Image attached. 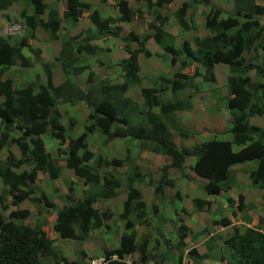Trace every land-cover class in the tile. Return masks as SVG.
<instances>
[{
    "label": "trees",
    "instance_id": "16d2710c",
    "mask_svg": "<svg viewBox=\"0 0 264 264\" xmlns=\"http://www.w3.org/2000/svg\"><path fill=\"white\" fill-rule=\"evenodd\" d=\"M45 1L0 0V9L16 2L28 5L18 11L23 19L26 38H33L36 28H42L50 40L61 37L57 59L63 76L61 83L54 84L49 63L41 62L39 56L29 60L23 54L21 44L9 43L8 38L0 36V76L16 60L23 66L39 63L43 74L42 82L31 81L19 88H14L10 79L0 80V154L11 143L20 151L17 160L9 153L8 159L11 160L3 163L0 159V181L8 187L7 192L13 197V204L28 196L33 204H43L47 211L53 209L56 214L53 223L55 236L47 235L37 222L33 226L26 224L24 220L29 216L28 209L14 208L7 216L0 212V264H45L46 256H58L54 245L58 238L81 240L92 229L105 225V220L115 210L98 211L93 207V202L98 197H118L116 189L120 188H125V199L121 202L122 209L118 218L124 222L126 231L120 235L116 247L103 250L105 257L113 254L118 256V259L110 260L107 264H127L123 258L135 252L141 255L142 262L146 258L173 260L168 250L161 251L158 259L156 252L146 251L152 233L150 228L143 233L137 232L136 226L148 223L146 209L149 208L153 214L156 212L154 203L147 206L138 186L152 188L153 199L158 197L164 201L161 203L163 206L170 204L174 214L183 213L184 206L178 202L179 199L172 202L164 192L166 186H173L168 172L170 167L178 169L182 178L188 177L185 159L189 155L196 157L190 167L192 171L208 180L202 186L207 196H217L222 190L227 191L232 187L231 168L238 164H249V186L264 190V129L249 121L255 115H264V55L258 51L264 49V24L257 19L259 14L264 15V4L257 0H226L231 1L232 11L224 16L223 8L212 6L210 0H184L175 12L181 29L187 30L193 26L190 10L202 4L209 6L203 22L209 35H195L190 44L184 41L176 50H167L171 63L183 56L179 61L180 67L169 75L160 76L153 87H142L144 101L138 103L126 96L125 92L128 87L141 81L138 75V54L143 52L145 56L151 55L145 46L146 41L153 39L164 47L168 43L166 40H170L173 35L165 28L166 18L157 10L170 5L173 0H134L142 3L144 10L134 9L127 0H112L119 17L103 16L98 9H92L88 2L82 0H64L65 8L60 15L55 3L49 7ZM147 11L152 14L148 24L150 30L142 37L134 31L123 36L126 42L137 43V47L131 48L128 45L127 56L119 60L122 75H117L122 78L121 84L110 81L107 76L95 75L89 64L82 65L76 55H97L101 49L91 44L92 39L111 32L112 27L121 30V26H113L116 21L130 22L136 17L141 18ZM84 12H89L93 28L87 30L84 40L76 42L75 37L62 32L63 22L75 25ZM6 16L9 18L8 14ZM189 21L190 24H187ZM27 48L36 54L40 53V48L35 50L28 42ZM249 52L253 54L246 55ZM217 63L228 66L224 99L230 118L223 130V135L227 137L219 138L216 134L185 148L180 145V140L190 139L193 132L178 121L177 112L192 107L190 99L195 93L186 95L183 90L188 87L191 89L189 93L196 92L198 86L194 79L198 76L205 82L215 83ZM192 66L194 68L191 72ZM86 68L89 71L82 85L76 77ZM250 72L254 73L256 79L249 75ZM163 91H168L170 97L157 95ZM59 99L68 102L74 99L73 105L83 101L90 109L82 131L75 138L68 139L66 149L57 148V153L63 155L60 159L46 150L42 139L43 134L49 133L51 138L62 145L67 140V132L76 124V120L70 118L67 126L63 125ZM18 129L20 134H15L14 130ZM172 129L180 136L178 144L172 138ZM95 131L104 136V143L112 139L122 140L127 146L125 155L109 158L88 150L85 141ZM129 141L135 142L139 149L144 147L143 151L149 150L170 158L169 164L161 166L157 180H152L143 171L136 159L145 153H133ZM67 151L68 154H65ZM28 161L34 163L27 166L25 163ZM64 167L72 170L74 178L68 182V192L65 194L67 201L58 207L45 193L36 194L34 184L38 170L57 179L61 177ZM109 167L113 168L110 171L104 170ZM117 167L122 170H116ZM14 169H20V172ZM99 169L105 171L103 175H100ZM76 178L89 185L88 189L77 185L80 189L77 196L74 190V184L78 183ZM228 200L231 201L230 198ZM193 202L197 208L209 203L201 198H194ZM237 208L240 211L245 208L242 195L238 197ZM132 215L138 220L132 221ZM244 218L250 223V216L244 214ZM217 221L222 226L230 223L226 217L214 220V223ZM176 222L177 246L182 249L190 229L182 215L177 217ZM201 231L205 232L206 229L199 233ZM223 246L219 256L221 264H264V216H259L254 226H233L232 233L223 239ZM187 253L189 263L200 262L207 257L206 253H199L194 246ZM182 258L183 253H178L175 264H181Z\"/></svg>",
    "mask_w": 264,
    "mask_h": 264
},
{
    "label": "rangeland",
    "instance_id": "374dc122",
    "mask_svg": "<svg viewBox=\"0 0 264 264\" xmlns=\"http://www.w3.org/2000/svg\"><path fill=\"white\" fill-rule=\"evenodd\" d=\"M47 3L51 2L50 4H56V7L60 11L64 9V1L63 0H46ZM83 2H88L91 6V8L98 9L103 16H112V17H119L120 14L117 11V7L114 5V1L107 0V1H101V0H82ZM184 0H174L170 5L163 7L161 9H157L161 12V15L165 17V28L169 32H171L173 35L171 36L170 40H166L167 46L162 47L161 45L157 44L153 39H149L146 41L145 46L146 48L151 52L150 56H145L143 52H140L138 54V64H139V70L138 75L141 78V81L138 84L132 85L127 88L125 95L133 99L134 101L141 103L144 101V95L141 92L142 87H153L156 82L160 80V76L169 75L172 72L176 71L180 67V59L183 56L177 57L175 59L176 61L171 63V56L167 53V50H176L175 48H179L184 41H188L189 44L192 42V37L197 35L198 37H204L209 34L208 30L204 27V13L208 11L209 6H203L202 4H199L195 8L191 9L190 12H192L191 15V21L193 23V26H189L187 30H182L179 26V23L175 17L176 10L181 6V3ZM130 5L134 8H140L144 10V5L142 3H138L134 0H129ZM258 3L264 4V0H257ZM210 3L212 6L221 7V8H227L228 10H225L226 12L223 14L224 16L228 15L227 13L232 10V3L231 1L226 0H210ZM210 5V6H211ZM26 7L23 3L16 2L10 7H6L5 9L0 10V36H3L5 39L8 38L9 43H16L21 44L23 46V52L27 55L29 60L34 59L35 56H39L41 61H44V63H49L51 65L52 70V76L54 84H59L63 80L62 71L60 70V62L57 59L58 51L61 44V37L58 39L50 40L47 33L42 28H36L35 29V35L33 38L29 39L26 38L25 28L24 25L21 24V18L19 16V10L21 8ZM230 9V10H229ZM156 10V11H157ZM193 10V11H192ZM15 13H14V12ZM143 13L141 18H134V20L130 22H122V21H116L113 26H121V30H115V28L112 27V32H116L117 34L107 35L106 33L103 34L107 35L106 38L99 40H95V42H99L103 47V49L100 50V52L97 54V56L94 57H82L79 59L81 63L84 61L89 62L90 68L93 70L95 75L98 76H107L109 77L113 82L122 83V78H120V75H117L121 73L122 71L119 66V60L124 58V56H127L126 48L129 45L131 48H136L137 43L135 42H126L123 39V36H125L129 31H134L139 35V37L144 36L150 29L148 28L149 21L152 17V14L147 11ZM89 12H84L82 14V17L80 18V21L78 22V25L76 27L70 28V26L67 24V21L63 22L64 29H62V32H67L68 35H76L78 40H81L84 34H78L79 32H84L85 29H88L89 26H91V22L88 17ZM6 14L9 15V18H7ZM189 14V11H188ZM260 15V14H259ZM257 16L261 17L262 24H264V16ZM19 21V22H17ZM191 23V24H192ZM190 24V21L187 23ZM68 27V29L66 28ZM188 26V25H187ZM193 27V28H192ZM30 37V36H29ZM30 42L29 44H32L35 48H40V53L36 54L34 51H31L27 48V42ZM31 45V46H32ZM106 47V48H105ZM260 52L264 54V50L262 51L260 49ZM251 52L247 53L250 54ZM246 54V55H247ZM43 55V56H42ZM217 67V79L215 83H208L203 81L200 76L196 77L194 79V82H196L198 86V90L196 92L192 91L191 93L188 87H186L183 90V94H194L193 97L190 99L192 102V107L187 111H179L177 113L178 121L183 123L184 126H186L189 130L193 132V135L190 139H182L180 140L179 134L175 130H171L172 138L174 139V142L176 144L179 143V140L181 142L180 145L182 146H189L191 144H195L196 142H200L204 139H209L213 137L214 135L218 134L217 137L224 138L227 137V135H223V130L227 126V122L230 118V112L226 108L225 99H224V89H225V77L227 74V71L225 69H222L221 64H216ZM193 66L190 68V71L192 72ZM87 74V70L83 71L82 75L78 78L79 82L84 85V77ZM7 75L13 79V85L15 88H19L24 86L28 81H39L42 82V68L41 66L35 63H32L30 66H22L16 64L14 69H10L7 72ZM4 78V77H3ZM160 97H170L168 91L159 92L157 94ZM59 99L58 101V107L60 111L63 113L62 116V123L64 126H67L68 120L70 118H74L76 120V124L73 127L71 131L67 132V140L75 138L83 128V125L87 121V116L90 111L89 107L85 105V103L82 101H79V103L75 106H72V104L68 103L66 100ZM223 119H226V123ZM251 124L258 125L264 128V116H253L249 119ZM226 125V126H225ZM20 131L18 129L14 130L15 134H18ZM20 134V133H19ZM101 136V135H100ZM98 136L92 135L90 136V144L89 146L92 147V149H95V153L97 154H104L106 156H117V157H123L125 154V149L123 148L122 141L118 139H112L107 144L103 143L104 136ZM42 139L45 141L46 149L50 151V153L58 159H60L63 155L57 153V147H59V144L57 141L53 140V138L50 137L49 133L43 134ZM101 142V143H99ZM128 144L131 148H133V153L138 154L139 152H142L145 148L142 147L139 149L135 142L129 141ZM61 147V146H60ZM59 147V148H60ZM236 148V146H234ZM67 148V142L64 146H62V150ZM234 148V150H236ZM15 160L20 157V153L15 145H9L7 144L5 149L0 154V159L3 163L7 162L9 154ZM142 153H145L144 155L140 157V159H136L140 162V166L142 167L143 171L146 174H149L152 178V180H157L160 176V168L164 164H168L169 158L162 154H157L154 156L153 152L151 151H143ZM148 153V154H147ZM68 154V151L67 153ZM140 154V153H139ZM147 154V155H146ZM194 160V158H187L186 163L189 164V161ZM137 161V162H138ZM253 163L254 162H249ZM29 166V165H27ZM249 168L248 165L239 164L234 165L231 169V174H237L236 181L233 180L234 190L227 191L228 193H224V196L221 198H216L212 204H203L201 208H197L189 198L180 197L182 196L183 192L175 191L174 188L166 187V193L170 194V200L173 202H176V199L184 200V203H181L186 208H190L191 213H187L184 207L183 213H176L174 216H171V219L169 217L164 216V214L167 215L166 211L159 210L158 205L161 206V203H165L164 201L160 200L158 197H156V212L155 214L150 212V209L147 208L146 212L148 213V223L143 225H138L137 232L143 233L146 230L150 228V231L152 233L150 234V243L148 250H151L153 252H156L157 256L156 259L159 258V253L161 251H170V255L175 257L177 256V253H180L177 251L179 248L177 246V240H176V233H177V217L182 215L184 220H190V224H188L192 229L191 232H188L187 238L184 241V245L182 247V252H186L188 248H191L193 245H197V251L199 253H206L208 254L206 258H203L200 262L198 261H192L189 263L188 261V255H185L184 261H182L184 264H221L219 262L220 254H221V248H223V239L229 234L232 230L228 229L229 231L222 230L217 231V227L214 223V220L219 218L224 214V211L227 209L228 212L231 213V211H235L236 214L239 210L236 209L237 202H233L230 205L224 204V199L227 196H231L234 193H237V190L240 189V184L242 183V189L243 190H251L248 184V181L246 179L247 176V170ZM107 170H109L107 168ZM122 170V168H121ZM169 176L173 177V180L175 181L176 185L179 189H181V184L185 183L186 180H184L180 173L175 168H170ZM37 180L34 184L36 194L45 193V195L51 200L56 206L61 207L67 200L65 198L66 192H68V182L71 180V178H74L71 171H67L66 169L61 172V177L57 179H52L48 176L47 173L43 172H37ZM234 177V176H233ZM77 182L81 181L78 178H76ZM183 180V181H182ZM180 182V183H179ZM124 188L118 189L120 192L118 197L116 198V202L112 205L110 204H101L100 208L102 210L109 209L110 208L114 211L113 216L110 220L105 221L107 225H109L107 228L106 226H102L100 228L94 229L89 237L86 239H61L58 238L54 242V245L58 249L55 251L57 252L59 249L66 252L67 254L74 255V250L83 249L85 250L89 255L93 257H99L102 256V251L107 248L110 249L112 247L117 246V240L119 236L126 231L124 228V222L118 218V214L121 211V202L123 198V194L121 193ZM198 189V188H197ZM74 190L77 193H79V189L77 187V183L74 184ZM16 192V191H15ZM176 192H178L176 194ZM197 196L204 197L205 192L203 188H200L199 190L194 191ZM252 194V202L248 203L250 206L253 202L261 199H264V196H261V194H264V190L260 189H253L250 191ZM0 197L2 201L0 202V212L7 216L8 212L14 208H25L29 210V216L24 220L26 224H29L31 226L35 225L36 222L41 224L42 230L46 232L47 235L55 236V233L53 232V223L56 217V214L53 209L49 208L47 211L45 209V206L43 204H33L29 197H24L20 202L17 204H13L12 200L13 197L10 196L7 192V190L3 187V184L0 181ZM237 199V196L236 198ZM263 201V200H262ZM154 203V204H155ZM167 204V203H166ZM259 206L262 205L263 208H258V212H262L264 216V201L263 204H258ZM257 205V206H258ZM99 207V205H96ZM244 211L243 214H246V212L253 216L254 221L258 219L260 216L256 211H254V207H250L247 205H244ZM168 208L170 213H172V207L170 204H167L165 206ZM152 211V210H151ZM229 214V213H227ZM242 214V215H243ZM132 221H137L138 219L136 216L132 215L131 217ZM215 218V219H214ZM236 219V218H235ZM199 221V222H195ZM176 224V227H175ZM199 225V226H198ZM250 225H253L250 223ZM249 225V226H250ZM202 226L205 227V232L197 231L199 228L202 230ZM246 225H242L241 228ZM195 230V231H194ZM215 232V233H213ZM210 233H213L214 235H209ZM211 236V237H208ZM158 242H156V240ZM181 250V248H180ZM223 250V249H222ZM175 251V253H173ZM61 252V251H59ZM58 253V252H57ZM62 253V252H61ZM53 257L50 258V260L46 259V264H54L53 263ZM139 259V253L135 252L131 254L128 257V260L131 262H134L135 260ZM159 260V259H158ZM174 264L171 263V260L169 261H159L158 264ZM56 264V263H55ZM60 264H63L61 261ZM150 264V263H148Z\"/></svg>",
    "mask_w": 264,
    "mask_h": 264
},
{
    "label": "clouds",
    "instance_id": "9594fccd",
    "mask_svg": "<svg viewBox=\"0 0 264 264\" xmlns=\"http://www.w3.org/2000/svg\"><path fill=\"white\" fill-rule=\"evenodd\" d=\"M64 1V0H63ZM128 2H129V0H127ZM174 1V0H173ZM46 2V4H47V6H51V2H48L47 3V1H45ZM129 4H130V2H129ZM28 5H26V7H27ZM31 6V8H32V5H30ZM64 8H65V1H64ZM22 9V8H21ZM223 9H225V10H228L227 8H223ZM0 10H2V9H0ZM64 10V9H63ZM62 10V11H63ZM225 10H223V12L225 13L226 11ZM62 11H60L59 10V12H60V15H61V13H62ZM232 11V10H231ZM231 11L229 12V13H227V14H230L231 13ZM101 13V12H100ZM21 18V17H20ZM257 19L259 20V23H263L262 22V20L260 19V17H257ZM80 20H78L77 22H76V24L75 25H71L72 27H76L77 25H78V22H79ZM17 22H19V21H17ZM21 24H23V19L21 18ZM68 24V23H67ZM69 26H70V24H68ZM70 26V28H72ZM66 28L68 29V27L66 26ZM92 29L93 28V23L91 22V26H89L88 27V29ZM64 29V28H63ZM88 29H85L84 30V32H79L78 34H84L85 36H86V32H87V30ZM68 34V33H67ZM107 35L109 34V35H112V36H114V33L111 31V32H108V33H106ZM107 35H104L103 36V34H101V35H99L97 38H94V39H92L90 42H91V44H94V45H97V46H99L101 49H103L102 47V45L99 43V42H95V40H99L98 38H100V40L101 39H104V38H106L107 37ZM209 35V34H208ZM69 36H72V37H75V41L76 42H80V41H82V40H84V36H83V38L81 39V40H78V38L76 37L77 36V34L76 35H69ZM3 37V36H2ZM30 42L28 41V44H29ZM32 45V44H31ZM61 45V44H60ZM32 47H35V46H33L32 45ZM106 48V47H105ZM36 49H38V48H35V50ZM100 49V50H101ZM261 50H262V48H260ZM260 49L258 50L259 51V54L260 55H264V54H262L261 52H260ZM60 50V49H59ZM100 50L98 51V53L100 52ZM24 51V50H23ZM59 52V51H58ZM34 53H36L35 51H34ZM127 53V52H126ZM23 54L25 55V53L23 52ZM39 54V53H38ZM251 55L253 54L252 52L250 53ZM248 55V54H247ZM26 57H27V55H25ZM79 59H81L82 57H85V58H88V57H94V56H97V55H84V54H80V55H76ZM124 57H126V56H124ZM41 62H44V61H41ZM19 63V65H22L21 63H20V61L19 60H16V62L12 65V67H10L9 69H7L1 76H0V80L1 81H3V80H5V79H10L11 81H12V85H13V79L11 78V77H5V78H3V76H4V74L6 73V72H8V70H10V69H14V67L16 66V64H18ZM83 64H89V62H87V61H84L83 63H82V65ZM119 64V63H118ZM217 64H220V63H217ZM222 64H225V63H222ZM216 65V64H215ZM226 65V64H225ZM23 66V65H22ZM90 66V65H89ZM227 66V65H226ZM228 67V66H227ZM50 68H52V67H50ZM60 68V70H61V67H59ZM86 70H87V72L89 71V69L88 68H86ZM90 70H92L91 68H90ZM93 71V70H92ZM51 72H52V70H51ZM82 73H83V71H82ZM82 73H78V75H77V80L79 81V77L82 75ZM53 74V73H52ZM95 74V73H94ZM118 74V73H117ZM215 74H216V72H215ZM227 74H228V72H227ZM227 74H226V76H227ZM249 75L251 76V77H253V78H255V75H254V73L253 72H250L249 73ZM86 76V75H85ZM53 77V76H52ZM99 77H101V76H99ZM216 79H217V76H216ZM256 79V78H255ZM53 80V79H52ZM32 81H34V80H32ZM84 81H85V77H84ZM225 81H226V77H225ZM29 82H31V81H28L27 83H29ZM54 82V81H53ZM113 82V81H112ZM26 83V84H27ZM80 83V82H79ZM211 84V83H210ZM13 87H14V85H13ZM15 88V87H14ZM224 91H225V95H226V86H225V89H224ZM73 101H75L74 99H71V100H69V102H73ZM82 102V101H81ZM77 104L79 103V101L78 102H76ZM86 105V104H85ZM87 106V105H86ZM88 107V106H87ZM179 112V111H178ZM177 112V113H178ZM230 116V115H229ZM183 124V123H182ZM98 135V136H100V134H98L96 131L95 132H93V133H91V134H89L88 136H87V139H86V148L88 149V150H91L93 153H95L94 151H95V149H92V147H90L89 146V144H90V136H92V135ZM102 136V135H101ZM100 136V137H101ZM104 139V138H103ZM54 140V139H53ZM118 140H120V139H118ZM205 140V139H204ZM120 141H122V140H120ZM45 142V141H44ZM66 142L68 143V140H66L62 145H59V147L60 148H62V146H64L65 144H66ZM123 142V141H122ZM99 143H101V142H99ZM104 143V142H103ZM108 142H105L104 144H107ZM9 145H15V144H13V143H11V144H9ZM16 146V145H15ZM193 146V144H191V145H189V146H183V147H185V148H189V147H192ZM16 148L18 149V151H19V148L16 146ZM45 148H47L46 147V145H45ZM58 148V147H57ZM123 148L125 149V150H127V146H126V144L125 143H123ZM4 149H5V147H4ZM4 149H2V151L4 150ZM48 152H50L48 149H46ZM2 151H1V153H2ZM19 153H20V151H19ZM96 155H101V156H103L104 154H97V153H95ZM148 154V153H147ZM146 154V155H147ZM52 155V154H51ZM154 156H156L157 154H153ZM53 156V155H52ZM106 156V155H105ZM107 157H109V158H114V157H117V156H107ZM121 157V156H120ZM168 157V156H167ZM194 158V160H190L189 161V164H187L186 163V159L187 158ZM18 158H20V157H18ZM169 158V157H168ZM186 159H185V172L188 174V177L187 178H183L184 180H186L185 182L186 183H193L195 186H196V192H197V190H199V186L197 187V181L195 182V180L192 178V176H193V174H196V173H194V171H192V169L190 168L191 167V165L194 163V161L196 160V157L195 156H192V155H189V156H186ZM169 160H170V158H169ZM34 162L33 161H28V162H26L25 164H27V165H32ZM170 163V161H168V164ZM25 164H23V165H25ZM239 165V164H238ZM26 167V166H25ZM113 167H109L108 169H109V171L112 169ZM170 168H174V167H170ZM169 168V169H170ZM64 169H67L66 167H64ZM116 170H120L121 169V167H117V168H115ZM168 169V172L170 173V170ZM176 169V168H175ZM232 169V168H231ZM100 170V175H103V173L105 172V171H103V170H101V169H99ZM104 170H107V168H104ZM179 173H180V171L178 170V169H176ZM71 172H72V170H70ZM108 171V170H107ZM37 172H43V173H46V172H44V171H37ZM36 172V173H37ZM72 174H73V172H72ZM197 175V174H196ZM232 175V178H233V180H234V175L233 174H231ZM37 176H39V175H36V178H35V180H37ZM49 176V175H48ZM73 176H74V174H73ZM180 176H181V174H180ZM170 177V176H169ZM171 178V180L173 181V186H166V187H171V188H175L174 187V184L176 185V183H175V181L173 180V177H170ZM203 178V180L205 181L204 183H203V185L208 181L206 178H204V177H202ZM79 179V178H78ZM246 179H248V177L246 176ZM79 180H81V181H79L78 183H77V185L78 186H81V188H83V189H88L89 188V185L88 184H86V183H84V180H82V179H79ZM183 181V180H182ZM2 183V182H1ZM180 183V182H179ZM231 184H232V187H230V189L229 190H227V191H230V190H232V188H233V190H234V186L235 185H233V183L231 182ZM166 187H165V189H166ZM240 187V186H239ZM250 187V186H249ZM198 188V189H197ZM202 188V187H201ZM250 188H252V187H250ZM79 189V188H78ZM144 189H148V188H144ZM255 189V188H254ZM80 190V189H79ZM125 188L123 189V191L121 192L122 194H123V192H124V194L122 195L123 196V198H122V202H123V200L125 199ZM150 190H151V188H150ZM175 191H178V190H175ZM227 191H225V190H222L220 193H219V195H217V196H214V197H210V196H207L206 195V197H207V199H203L202 197H196V198H201V199H203V200H205V201H208L209 203H206V205L207 204H212L213 203V201L216 199V198H221L222 196H224V193H228ZM235 191V190H234ZM116 192H118L117 193V195H119V191H118V189H116ZM178 192H176V194H177ZM242 194H241V192L240 191H238L237 190V193L235 194H233V195H229V196H227L225 199H224V204H227V205H230V204H232L233 202H237V205H238V197L239 196H241ZM236 196H237V199H235L236 198ZM242 197H243V199H245V197L242 195ZM117 198V197H116ZM116 198L115 197H113V198H107V199H105V198H100V197H98L97 198V200L96 201H94L93 202V207L95 208V209H97L98 211H109V209H105V210H102L101 208H100V205L102 204H107V203H111L112 201V205L116 202ZM228 198H230L231 199V201H229L228 200ZM153 199V198H152ZM194 199V198H193ZM193 199L191 200L192 202H193ZM155 201H156V199H154ZM151 203V202H150ZM152 203H155L154 201H152ZM230 203V204H229ZM96 205H99V207L98 206H96ZM244 205H246V203L244 202V200H243V206ZM155 206H156V204H155ZM157 207V206H156ZM155 207V208H156ZM245 207V206H244ZM236 209L238 210V208H237V206H236ZM110 210L112 211V209L110 208ZM114 210V209H113ZM160 210V209H159ZM173 211H174V209H172V213H170V211H169V213L166 215V214H164V216H165V218L166 217H169V219H171V216H168L169 214L170 215H172V216H174V213H173ZM226 211V213L224 212V214H226V215H229V216H231L232 218H234V217H236L237 215H239L240 213L241 214H243V212H245L244 211V209L243 210H239L238 212H237V214H236V212L233 214V210L231 211V213L230 212H228V210L226 209L225 210ZM227 213H229V214H227ZM226 215H222V216H220L219 218H217L216 220H220L221 218H224V217H226L228 220H229V218L226 216ZM112 216H113V213H112V215H110V217H109V219H107V220H110L111 218H112ZM215 219V218H214ZM107 220H105V221H107ZM184 222H185V220H184ZM229 222H230V220H229ZM104 224L105 225H103V226H106L107 224H106V222H104ZM230 224V223H229ZM228 224V225H229ZM216 226H218L217 228H220V226L219 225H221L222 226V224L221 223H219L218 221H217V223L215 224ZM242 225H246V226H249L250 225V223H248V222H243V224ZM241 225V226H242ZM227 226V225H226ZM233 226H237V227H241V226H238V225H232L231 226V230L233 231ZM250 226H253V225H250ZM97 228H100V227H97ZM97 228H95V229H97ZM216 228V229H217ZM94 229H92L91 231H89L87 234H86V236L84 237V238H82V239H87L89 236L88 235H90V233L93 231ZM222 230H224V229H221L220 231H222ZM147 231V230H146ZM232 231L229 233V234H227V236L228 235H230L231 233H232ZM213 233H215V232H213ZM213 233H210L209 235H211V236H213L214 234ZM208 235V237H211V236H209ZM226 236V237H227ZM120 237V236H119ZM62 239V238H61ZM118 240H119V238H118ZM118 240H117V245H118ZM156 240V242H158V240L157 239H155ZM194 247H198L197 245H193ZM148 247H149V245H148ZM148 247H147V249H146V251L148 250ZM55 249L57 250L58 249V246L56 247L55 246ZM105 249H107V248H105ZM190 248H188L187 249V251L189 250ZM59 251H61V252H59ZM83 251V252H82ZM177 251L178 252H182V249L180 250V248H178L177 249ZM187 251L184 253V252H182L183 253V258H182V261H184V258H185V255L186 254H188L187 253ZM58 252V253H57ZM56 253L58 254V256H46V259H48V260H50V258L51 257H53L54 259H53V263L55 264H60V262L62 261L63 262V264H107L110 260H114V259H118V256L117 255H115V254H113V255H111V256H109V257H105V255L103 254V251H102V256H99V257H93V256H91V255H89L85 250H83V249H78V250H74V252H75V254L74 255H71V254H67L66 252H64V251H62L61 249H59L58 251H57ZM173 253H175V251L173 252ZM133 254V253H132ZM170 254V253H169ZM178 254V253H177ZM131 254H129V255H127L125 258H123L124 259V261L127 263V264H148V263H150V264H158V260H155V259H151V258H146V260H145V262H142L141 261V255L139 254V259L138 260H135L134 262H131L130 260H128V257L130 256ZM208 255V254H207ZM171 256H173V255H171ZM45 257V256H44ZM173 258H174V256H173ZM51 261V260H50ZM66 262V263H65ZM175 262H176V260L175 259H173V260H171V263H174L175 264ZM219 262H220V259H219ZM221 263V262H220ZM45 264H46V261H45ZM51 264H52V262H51ZM160 264H162V263H160ZM181 264H184L183 262L181 263Z\"/></svg>",
    "mask_w": 264,
    "mask_h": 264
},
{
    "label": "crops",
    "instance_id": "0c3cea01",
    "mask_svg": "<svg viewBox=\"0 0 264 264\" xmlns=\"http://www.w3.org/2000/svg\"><path fill=\"white\" fill-rule=\"evenodd\" d=\"M230 10V9H229ZM231 11V10H230ZM14 12V11H13ZM15 13V12H14ZM259 16H264L263 14H261V15H259ZM260 19L262 20L263 18H261L260 17ZM264 49L262 48V51H263ZM26 55V54H25ZM43 56V55H42ZM221 65H222V69H225L226 71L228 70V67L225 65V64H222V63H220ZM215 72L217 73V67H216V65H215ZM228 72V71H227ZM217 76V75H216ZM4 78L5 77H9L8 75H7V72L4 74V76H3ZM224 95H225V92H224ZM68 103H70V104H72V106H75V105H77V103L76 104H74L73 105V103H74V101L73 102H68ZM255 116H264V115H255ZM218 118H221V117H218ZM222 120H224V122L226 123V119H223V118H221ZM226 126V125H225ZM258 126V125H257ZM259 127H261V126H259ZM261 128H263V127H261ZM264 129V128H263ZM23 167H25V166H23ZM27 168V167H26ZM28 169V168H27ZM15 171H17V172H20V169H14ZM67 171H70L69 169H66ZM72 173V172H71ZM238 174V173H237ZM237 174H234V181H236V177L238 176ZM192 178L195 180V182L197 183V187L199 186V189L203 186V183L205 182L204 180H203V178L202 177H200V176H198V175H196V174H193V176H192ZM3 184V183H2ZM3 187L7 190V186L5 185V184H3ZM174 190H178V191H180V192H183L182 193V196H180L181 198L182 197H187V198H189V200H192L193 198H196V197H199V196H197V194L194 192L195 190H196V186L193 184V183H183V184H181V189H179L178 188V186L177 185H175L174 184ZM138 188H139V190L143 193V195H144V199H145V201H146V204H147V206L150 204V202H152V201H154L155 202V200L154 199H152L153 198V191H152V188H151V190L148 188V189H144V188H141V187H139L138 186ZM251 190H253L254 188H250ZM251 190H243L242 189V183L240 184V189H238V191H240L241 192V194L245 197V199H243L244 200V202L246 203V205L247 206H250L248 203H251L252 202V193L250 192ZM125 191V190H124ZM262 191V190H261ZM123 194H124V192H123ZM164 195L165 196H167V197H170V194L168 193H166V189H165V192H164ZM261 196H264V194L262 195L261 194ZM203 199H207V197L206 196H204V197H202ZM183 199V198H182ZM180 200V202L181 203H184V200ZM264 201V199H259V200H257V201H255V202H253L252 203V205L250 206V207H254V211H256L260 216H263V213L262 212H258V208H260V210H261V208H263L262 207V205L261 206H259L258 204H263V201ZM179 202V201H178ZM156 204V203H155ZM258 205V206H257ZM185 207V206H184ZM158 208L160 209V210H163V211H166L167 212V214L169 213V210H168V208L167 207H165V206H163V205H161V206H159L158 205ZM185 210H186V212H188V213H191L190 212V208H186L185 207ZM225 213H226V211H224ZM246 214L248 215V216H250L247 212H246ZM170 215V214H169ZM226 215V214H225ZM228 218H229V220H230V224L229 225H227V226H221V225H219L220 226V228H217V231H220L221 229H224V230H226V231H229L228 229H230L231 228V226L232 225H238V226H241L242 224H243V222H245L246 220H245V218H244V214L242 215L241 213L239 214V215H237L236 217H234V218H232L231 216H229V215H226ZM251 218V221H250V223H252L253 224V226L255 225V224H257V222H258V219L256 220V222L254 221V218H253V216H250ZM236 218V219H235ZM190 222V220H185V223H186V225L187 226H189L188 224H190L189 223ZM195 222H199V221H195ZM200 223V222H199ZM199 226V225H198ZM205 227L204 226H202V229H204ZM189 229L190 230H188V232H191L192 231V229L193 228H191L190 226H189ZM199 230H201V228H199L197 231H199ZM195 231V230H194Z\"/></svg>",
    "mask_w": 264,
    "mask_h": 264
}]
</instances>
